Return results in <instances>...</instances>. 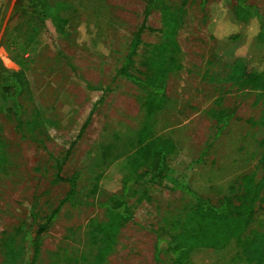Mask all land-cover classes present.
<instances>
[{
	"label": "rangeland",
	"instance_id": "obj_1",
	"mask_svg": "<svg viewBox=\"0 0 264 264\" xmlns=\"http://www.w3.org/2000/svg\"><path fill=\"white\" fill-rule=\"evenodd\" d=\"M16 1L0 0V60L9 70H24L30 92L22 99L23 118L31 122L38 116L42 126L34 132L39 141L22 137L6 115L12 102L0 90L5 156L0 163V264L6 251L1 246L3 235L30 220L32 208L44 216L65 196L69 186L54 181L53 164L69 149L63 175L82 172L80 197L90 205L63 207L44 236L36 264H93L97 246L91 243L89 225L107 221L99 203L122 192L123 166L134 152L137 132L148 121L154 135L173 139L178 151L169 157L161 184L133 185L135 194L129 198L133 219L121 228L102 264H173L165 245L157 262L156 232L163 226L169 232L172 222L194 204L175 183H185L217 201L232 194L244 174L255 171L259 180L264 170L259 163L264 129L252 124L262 115L257 93L221 81L226 69L220 59L209 65L230 30L222 5L236 0L187 1L177 35L182 69L169 75L168 103L151 119L142 105L147 91L117 76L133 35L145 20L147 0H52L64 8L47 20L45 28L22 15ZM166 1L175 8L184 2ZM249 2L264 13V0ZM146 26L135 56L136 73L144 70L142 62L150 46L162 40L159 11L151 13ZM213 108L234 111L220 135L216 120L208 115ZM145 191L147 197L138 201ZM257 210L248 234L264 230V203ZM20 247L18 264L30 263L32 249L23 234L14 240V248ZM239 254V247L231 242L215 264H256Z\"/></svg>",
	"mask_w": 264,
	"mask_h": 264
},
{
	"label": "trees",
	"instance_id": "obj_2",
	"mask_svg": "<svg viewBox=\"0 0 264 264\" xmlns=\"http://www.w3.org/2000/svg\"><path fill=\"white\" fill-rule=\"evenodd\" d=\"M187 1L184 0L180 8H175L166 0H147L145 20L134 33L124 62L117 72V76L147 91L142 102L147 119L155 117L166 107L168 77L182 69L178 58L181 50L177 35L182 25L183 7ZM222 7L227 11L230 30L226 35L225 45L212 53L209 65L212 66L215 60L220 59L226 69V76L221 81L231 83L239 91L250 90L257 93V101L262 103V115L258 120L252 121V124L264 129V13L249 0H236L231 5L224 2ZM63 8L64 5L59 1H16V9L43 28L47 20L56 16ZM156 10L161 14L162 40L150 46L151 49L142 62L144 70L136 73L133 71L136 65L135 56L143 43L142 33L147 28L146 20ZM0 90L12 102L11 106L6 108V115L14 120L16 130L24 138L31 136L39 141L34 132L42 126L40 118L37 116L31 122L23 118L25 107L22 99L30 92L24 70H9L0 60ZM220 100L219 98L217 103H220ZM208 115L216 120L217 134L220 135L232 121L234 111L213 108L208 111ZM89 122L90 118L85 122L82 132ZM153 128V124L148 121L136 134L134 152L123 166L122 192L112 194L107 200L99 203L107 213V221L89 225L91 243L97 246L93 264H102L105 261L117 243L121 228L133 219V207L129 203V198L135 194L133 185L161 184L168 169L169 157L178 151V144L173 139L155 136ZM260 146L263 152L259 163L264 167V140ZM3 147L0 138V163L5 162V156L1 154ZM70 155L69 149L63 155L55 157L53 164L54 181L65 182L69 186L65 196L44 216H40L39 212L32 208L30 220H23L11 232L3 235L1 246L6 248V251L2 264H18L23 247L14 248V240L22 234L23 240L32 249V260L28 264H36L41 256L44 236L63 207L90 205L80 197L82 172L75 171L69 176L63 175ZM175 188L189 195L194 204L184 215L172 222L169 232H166L164 226L157 230V262H160L159 256L162 246L165 245L173 264H194L197 261L215 264L231 242H235L239 247V258L256 264L264 262V230L251 231L248 234L258 207L264 203V170L259 180L255 171L244 174L232 187V194L223 195L217 201L198 194L185 183H175ZM147 195L145 191L137 200L142 202ZM167 234L168 238L165 237Z\"/></svg>",
	"mask_w": 264,
	"mask_h": 264
}]
</instances>
